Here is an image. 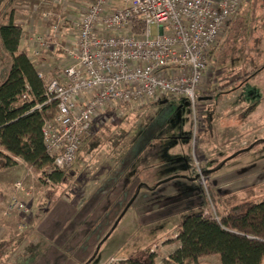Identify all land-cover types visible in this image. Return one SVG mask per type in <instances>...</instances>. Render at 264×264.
I'll use <instances>...</instances> for the list:
<instances>
[{
	"label": "rangeland",
	"instance_id": "obj_1",
	"mask_svg": "<svg viewBox=\"0 0 264 264\" xmlns=\"http://www.w3.org/2000/svg\"><path fill=\"white\" fill-rule=\"evenodd\" d=\"M12 3L9 0L0 9V24L7 22ZM51 9L55 10L57 16L69 13L61 6ZM151 33L158 34L155 25L151 26ZM24 52L37 67L45 64L44 70L48 74L65 59L63 49L56 45H50L39 57L33 58L27 48ZM255 67H261V70L254 72L250 78L242 79ZM10 69L11 59L0 43V86L7 81ZM214 85L215 88L221 85L226 87L213 90ZM215 92L219 95L213 99V105L210 101L197 100L193 110L181 99L173 102L168 101L171 98H166L156 106L145 109L148 111L142 116L147 120L148 117L162 114L167 118L164 121L159 119L149 124L139 119L143 110L123 108L117 114L109 115L107 120L96 122L94 131L102 132L100 146L115 143L121 134L117 131L123 129L132 135L127 139L126 144H129L131 139L134 140L137 129L141 126L150 128L153 123L151 131L160 130V134L161 131L168 134L154 137L155 142L149 146L161 149V153L157 157L156 153L147 155L150 164L147 168L138 169V173L150 177L160 173L162 164H168L169 158H179L169 152L174 144L172 136L179 134L184 118L190 116V110L192 115L190 133L186 134L184 142L177 140L188 151L182 154L185 167L182 164V170L174 169L175 172L170 174L165 169L161 183L145 181V185L138 186L110 228H97L96 215L92 218L95 222L89 223V218L94 214L89 200L93 186L91 182L95 178L94 167L100 166L98 157L105 156L104 153L98 154L97 158V153L93 155L94 151L82 153V156H89L84 158L87 161L85 165L82 164L84 167H80L81 163L77 164L78 155L68 171V179L61 186H44L41 175L28 169L27 174H23L15 184L20 182L22 191H31L34 198H38L39 190L35 185V181H38L42 191L53 192L52 198H44L39 206H34L32 200L26 202L20 199L22 191L17 194L13 185L4 203V218H15L16 225L10 229L17 240L13 243V249L8 252V248L5 250L6 256L0 254V264H36L53 243L58 244L60 241L62 245L69 243L71 247L65 250L55 245L68 258L67 263L106 264L114 257L118 261L111 264H128L131 258L140 257L151 248L156 256L155 264H168L179 244L172 238L188 215L224 216L237 205L264 200V0H245L240 15L227 27L214 50L197 98H209ZM235 122V128L230 129L228 125ZM188 153L190 158L187 159ZM85 179L91 181L86 186ZM13 197H17L29 210L28 214L24 210L19 212L9 209ZM56 207H65L61 225L57 224L58 216H53L52 231L46 234L44 222ZM37 211L48 214L31 228L35 224ZM76 220L79 222L77 227L72 225ZM41 224L43 226L38 227ZM83 225L86 226L83 228ZM53 234L55 238L48 237ZM4 244L0 242V246ZM197 264L221 262L219 256H208L202 257Z\"/></svg>",
	"mask_w": 264,
	"mask_h": 264
},
{
	"label": "built area",
	"instance_id": "obj_2",
	"mask_svg": "<svg viewBox=\"0 0 264 264\" xmlns=\"http://www.w3.org/2000/svg\"><path fill=\"white\" fill-rule=\"evenodd\" d=\"M49 2L69 13L45 12L46 31L32 25L22 42L33 58L50 45L64 52V61L49 74L45 64L38 65L46 101L33 109L58 102L55 121L44 124L43 140L54 167L64 170L75 163L94 124L107 120L110 112L156 106L167 97L194 110L214 50L245 0ZM152 25L157 35H152ZM26 99L24 94L21 101ZM14 189L18 194L22 184L17 182ZM9 209L29 213L17 197Z\"/></svg>",
	"mask_w": 264,
	"mask_h": 264
},
{
	"label": "trees",
	"instance_id": "obj_3",
	"mask_svg": "<svg viewBox=\"0 0 264 264\" xmlns=\"http://www.w3.org/2000/svg\"><path fill=\"white\" fill-rule=\"evenodd\" d=\"M22 34L23 29L12 20L0 24L1 47L11 59L10 75L0 86V166L7 168L14 165L15 160H21L28 169L41 175L44 186H61L72 166L64 170L55 168L43 140L44 124L55 121L58 102L44 106L41 111L33 110L46 101V84L38 77L34 62L20 50ZM260 70L261 67H255L242 79ZM24 94L27 99L21 101ZM95 127L96 123L84 138L78 155L89 154L100 146L101 137L94 131ZM16 240L13 236L12 246L11 243L10 247L6 246L8 243L0 246V254L6 256L5 250L13 249ZM175 241L179 247L171 254L168 264H197L208 256H219L221 264H263L264 200L237 205L224 216L188 215L179 226ZM151 251V248L145 250L128 264H155L156 256Z\"/></svg>",
	"mask_w": 264,
	"mask_h": 264
},
{
	"label": "crops",
	"instance_id": "obj_4",
	"mask_svg": "<svg viewBox=\"0 0 264 264\" xmlns=\"http://www.w3.org/2000/svg\"><path fill=\"white\" fill-rule=\"evenodd\" d=\"M73 5L78 2V0H69ZM9 0H0V9L2 8L3 5H6ZM12 3V7L9 9V17L6 23H8L10 20L13 21V23L17 26H20L23 29V32H27L29 27L32 25H35L37 28L38 32L44 33L46 31V28L49 23L44 21L43 15L45 12L53 11L51 8H60L59 6H54L49 2V0H10ZM3 23V24H6ZM28 47L26 43H21L20 50L24 52L25 48ZM26 53V52H25ZM28 53L30 51L28 50ZM30 58V57H29ZM31 59V58H30ZM223 86V85H221ZM221 86H218L219 88ZM213 90L215 88V85L212 86ZM216 94V95H214ZM223 94V93H222ZM225 94V93H224ZM219 93L215 92L212 94L211 97L209 98H198V102H209L210 104L213 105V99L218 96ZM166 99V98H165ZM164 100V99H163ZM162 100V101H163ZM180 99L177 98H171L168 101H177ZM183 101V100H182ZM150 107V106H149ZM147 107V108H149ZM152 107V106H151ZM147 108H143L141 111L143 114H140V121H146L147 123L151 124L154 121L157 120H165V118L162 114L161 115H153L151 117H148L147 120H145L144 112L148 111L145 110ZM158 107H156L155 110H157ZM191 110H190V116L185 117L183 122H182V128L177 135H173L172 137L174 138V144L170 148L169 152L172 156H178L175 158H169V163L168 164H162V170L160 173L157 175H150V177H145L142 175V173H138V169H144L147 168V166L150 164L151 161L146 158L147 155L156 153V157L158 154L161 153V149L159 148H153L150 147L149 145H152L154 141V137L160 136L162 134L168 135L165 133V131L160 130H154L151 131L154 123L152 124V127L148 128V126H145V128H142V126L137 129L135 132V135H133V139H131L129 144H126L127 139L129 137H132L130 132L126 129L119 130L117 131L118 133L120 132L121 134H117L118 138L114 141L115 143H112L108 146H98L97 149L94 150L93 155L95 156L96 153V158L98 157V154L100 155L101 152L104 153L105 156L98 157L100 158L98 165L100 166L94 167V175L95 178L93 179V182H91L89 179L84 180L85 186L91 182L93 184L91 188V193L89 194V200L92 203V209L94 210V214L92 217L89 218V223H93L95 215H96V223L98 226L97 228H110L112 224L114 223L115 219L118 216V213L122 210V206L132 198V196L136 193V189L138 186H143L145 185V181H151L152 184H158L159 182L161 183L163 180V173L165 169L168 170L169 174L173 171L174 169L182 170L181 165L183 164L184 158L182 156L183 153H186L187 148H182L181 143L177 142L181 141L184 142L186 139V136L190 133V126L192 124L191 122ZM144 119V120H142ZM231 122V121H230ZM156 123V122H155ZM235 124L228 125V127L235 128ZM102 136V132L99 131L97 132ZM187 134V135H186ZM164 135V136H165ZM163 136V137H164ZM122 138V139H121ZM125 138V139H124ZM103 140V139H102ZM101 140V141H102ZM118 143V145H117ZM134 143V144H132ZM245 144V143H243ZM242 144V145H243ZM243 147V146H242ZM188 152V151H187ZM89 156L85 157L82 156V153L79 154L78 156V163L80 164V167L85 165L87 161H84V158H88ZM186 158L189 157V153L186 154ZM83 160V162H82ZM185 162V161H184ZM214 162V161H212ZM216 162H218L216 160ZM214 162V163H216ZM85 163V164H84ZM183 167L184 164L182 165ZM187 166V164H186ZM29 171L27 166L21 161V160H15L14 165L4 168V166H0V242L1 243H12L11 238L14 236L12 234V230L10 228H14L16 225L15 223V218H11V220H7L4 218L5 214V207L4 203L6 201V198L8 197L11 189L13 188V185L15 182L19 179L22 178L21 176L23 174H27L26 172ZM135 171V172H134ZM143 172V170L141 171ZM78 172L74 176L77 175ZM161 174V175H160ZM73 176V177H74ZM36 182V187L39 190V196L38 198H34V195L31 191H22L20 193V199L23 201H28V202H33V205L39 206V204L42 202V200L45 198V200H50L52 198V193L53 192H47L41 189L39 186V182ZM29 182H27V185ZM28 190V188H26ZM41 190V191H40ZM141 191V190H140ZM32 193V194H31ZM19 194V193H18ZM122 204V205H121ZM65 205V204H64ZM60 207L54 208V210L48 215L46 222H44V232H50L52 231V217L57 215L58 220L57 224L61 225V217H62V210L64 209ZM121 208V209H120ZM37 217L34 218L35 224L33 227L34 228L43 218V216H47L45 212L37 211ZM92 212V210H91ZM14 216V215H13ZM93 218V219H92ZM108 218H111L108 220ZM92 221V222H91ZM76 224H79V222L76 220L72 225L77 227ZM43 224L38 225V227L41 228ZM71 226V227H73ZM86 225H83V228ZM48 234V233H46ZM103 235V233H102ZM47 236V235H46ZM50 238H55L56 235L53 234L51 236H48ZM176 236H174L175 239ZM77 239V235H75V240ZM74 240V241H75ZM66 244V243H65ZM55 245L57 247H64V249L71 248L69 243L66 245H62V241L58 242V244L53 243V246L49 248L46 253L39 259V261L36 264H74V263H67L68 258L64 256V254L60 251H58L55 248ZM179 247V244L177 245V248ZM115 261H118V259H114V257H111L106 264H111L115 263ZM126 262V261H124ZM103 264V263H100Z\"/></svg>",
	"mask_w": 264,
	"mask_h": 264
}]
</instances>
